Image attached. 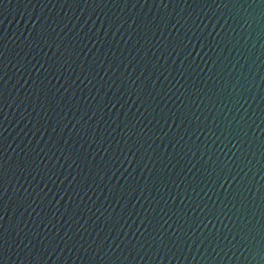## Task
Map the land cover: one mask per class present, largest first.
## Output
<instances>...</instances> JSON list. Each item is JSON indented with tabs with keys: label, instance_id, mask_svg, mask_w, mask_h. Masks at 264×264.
Masks as SVG:
<instances>
[{
	"label": "water",
	"instance_id": "1",
	"mask_svg": "<svg viewBox=\"0 0 264 264\" xmlns=\"http://www.w3.org/2000/svg\"><path fill=\"white\" fill-rule=\"evenodd\" d=\"M0 264H264V0H0Z\"/></svg>",
	"mask_w": 264,
	"mask_h": 264
}]
</instances>
